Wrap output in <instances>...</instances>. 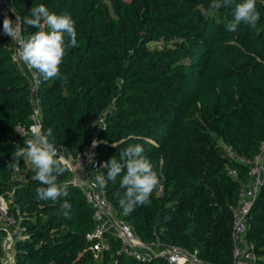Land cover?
I'll return each mask as SVG.
<instances>
[{
	"label": "trees",
	"instance_id": "1",
	"mask_svg": "<svg viewBox=\"0 0 264 264\" xmlns=\"http://www.w3.org/2000/svg\"><path fill=\"white\" fill-rule=\"evenodd\" d=\"M11 2L26 39L38 29L24 18L39 4L75 21L78 47L66 48L59 78L40 76L34 90L40 125L53 130L50 139L74 153L96 137L101 164L119 160L129 144H141L160 183L150 204L125 214L121 177L108 181L103 189L118 215L144 242L160 240L202 260L231 264L232 207L248 167L229 159L219 140L251 159L264 138V0H256V26L241 24L236 32L225 26L242 0L219 9L211 7L213 0H111L112 15L102 0ZM32 103L31 85L0 33V194L10 197L19 219L15 264H170L162 256L137 259L109 234L94 249L86 237L95 224L92 210L67 182L64 165L58 183L69 185V196L55 204L37 199L43 185L33 179L32 164L19 160L21 176L6 167L25 147L28 137L16 128L31 123ZM99 114L103 125L97 128L92 120ZM98 171L107 174L101 166ZM65 199L70 219L61 214ZM246 238L254 264H264V185L247 214Z\"/></svg>",
	"mask_w": 264,
	"mask_h": 264
},
{
	"label": "built area",
	"instance_id": "2",
	"mask_svg": "<svg viewBox=\"0 0 264 264\" xmlns=\"http://www.w3.org/2000/svg\"><path fill=\"white\" fill-rule=\"evenodd\" d=\"M10 7L14 8L11 0H0L1 34H3L2 22L4 15L7 14L15 20V15L9 11ZM15 12L20 17L16 9ZM21 37L22 39H26L22 32V25ZM8 39L13 60L20 74L31 85L33 102L32 112L30 114L31 123L26 129L17 126L16 130L20 135L31 138L34 130L41 126L40 107L34 94V90L40 83V74L36 70H30L18 59L17 49L20 45L16 40H11L10 37ZM92 124L97 128L101 127L103 125L102 114L95 116ZM94 139L96 140V137ZM92 141L82 150L74 153L70 152L64 146L55 145L59 155L57 158L70 171L67 182L82 192L86 203L92 210V217L95 224L93 229L87 233L86 237L94 241V249L100 250L107 243L105 235L109 234L119 240L121 250L142 261H147L155 256H162L170 264H216L202 260L197 256L195 251H190L184 247L165 244L160 240H155L150 243L142 241L131 225L118 215L111 202L107 199L103 187H100L97 183L96 177L99 174L98 170L101 163L97 158L96 146L93 147ZM219 145L229 159L248 167V179L240 182L237 201L232 207L233 223L231 238L233 247L231 264H254L255 255L253 245L246 238L247 214L255 201L257 193L264 185V138L260 141L257 153L251 159H247L238 153L226 141L219 140ZM21 148H18L16 152ZM90 157L94 162H90ZM21 158H18L17 168L14 169L13 174H16L18 162ZM23 158L25 159L26 157ZM225 170L232 177L235 178L237 176L235 169L227 166ZM10 201V197L8 198L0 194V230L2 231V237L0 239V264H15V242L16 239L21 237L19 219L10 211Z\"/></svg>",
	"mask_w": 264,
	"mask_h": 264
},
{
	"label": "clouds",
	"instance_id": "3",
	"mask_svg": "<svg viewBox=\"0 0 264 264\" xmlns=\"http://www.w3.org/2000/svg\"><path fill=\"white\" fill-rule=\"evenodd\" d=\"M233 2L234 0H213L211 7H230ZM9 11L15 15V20L5 14L2 33L20 45L17 49L18 59L30 70H36L44 81L59 78L66 48L78 47L75 21L71 15L50 12L44 4L34 6L29 10V16L24 18V23L38 30L27 39H22L20 17L14 8L10 7ZM232 17L225 26L226 31L236 32L241 24L255 27L260 19L256 0H242L236 3ZM66 36L69 38L67 43ZM52 136L51 127L47 130L42 126L37 127L32 137L24 140L25 147L15 153L6 167L16 169L18 158L26 157L36 169L33 179L43 185L36 189L37 199L55 204L60 198L69 196V185L58 183V178L64 174L66 168L57 158L58 149L50 139ZM99 143L100 141L95 139L92 141L93 147ZM90 162H94L91 157ZM101 167L107 169V174L97 175L96 181L100 187L121 177L120 187L125 191L119 203L125 214L132 213L137 206L150 204V196L159 185L160 179L141 144H129L121 150L119 160L113 156L108 162L102 163ZM71 207L66 199L60 204L61 214L65 218H71Z\"/></svg>",
	"mask_w": 264,
	"mask_h": 264
},
{
	"label": "rangeland",
	"instance_id": "4",
	"mask_svg": "<svg viewBox=\"0 0 264 264\" xmlns=\"http://www.w3.org/2000/svg\"><path fill=\"white\" fill-rule=\"evenodd\" d=\"M103 3L106 5L109 13L112 15L113 14V10H112V3H111V0H102ZM160 42H151L150 45L153 46V45H159ZM15 173V172H14ZM18 173V172H16ZM18 176H21L20 173L17 174Z\"/></svg>",
	"mask_w": 264,
	"mask_h": 264
},
{
	"label": "crops",
	"instance_id": "5",
	"mask_svg": "<svg viewBox=\"0 0 264 264\" xmlns=\"http://www.w3.org/2000/svg\"><path fill=\"white\" fill-rule=\"evenodd\" d=\"M25 163H26L27 165L31 164V162L28 161L27 158H25ZM17 174H18V173H17Z\"/></svg>",
	"mask_w": 264,
	"mask_h": 264
}]
</instances>
